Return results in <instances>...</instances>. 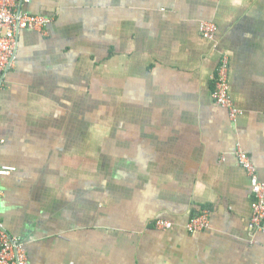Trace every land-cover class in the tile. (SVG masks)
Segmentation results:
<instances>
[{
  "label": "crops",
  "instance_id": "1",
  "mask_svg": "<svg viewBox=\"0 0 264 264\" xmlns=\"http://www.w3.org/2000/svg\"><path fill=\"white\" fill-rule=\"evenodd\" d=\"M25 9L52 21L20 31L0 89V164L16 168L0 179V219L29 264H264L236 155L264 182V0ZM223 53L235 119L213 99ZM204 210L210 227L189 232Z\"/></svg>",
  "mask_w": 264,
  "mask_h": 264
},
{
  "label": "built area",
  "instance_id": "2",
  "mask_svg": "<svg viewBox=\"0 0 264 264\" xmlns=\"http://www.w3.org/2000/svg\"><path fill=\"white\" fill-rule=\"evenodd\" d=\"M32 0H0V89L4 84L6 73L14 67L17 60L18 34L23 29L45 31L52 18L45 15L28 12L25 7ZM218 26L212 21H202L201 34L210 40L216 38ZM230 63L227 54L223 53L218 69L213 77L214 101L228 108L235 119L240 110L234 105L229 87ZM4 140L0 138V147ZM236 155L240 164L247 170L252 182V218L251 224L255 230H264V182L259 179L257 168L250 155L238 146ZM14 166L0 164V179L15 171ZM1 197V191H0ZM155 227L169 229L172 223L165 219H157ZM210 227L209 210L193 217L187 224L189 232H198ZM0 264H29L28 252L22 241L12 237L0 219Z\"/></svg>",
  "mask_w": 264,
  "mask_h": 264
},
{
  "label": "rangeland",
  "instance_id": "3",
  "mask_svg": "<svg viewBox=\"0 0 264 264\" xmlns=\"http://www.w3.org/2000/svg\"><path fill=\"white\" fill-rule=\"evenodd\" d=\"M122 111H124V108L121 110V112ZM121 112H118L115 114V119L124 120V112H123V114H121Z\"/></svg>",
  "mask_w": 264,
  "mask_h": 264
}]
</instances>
